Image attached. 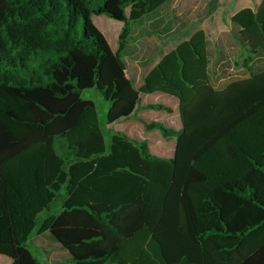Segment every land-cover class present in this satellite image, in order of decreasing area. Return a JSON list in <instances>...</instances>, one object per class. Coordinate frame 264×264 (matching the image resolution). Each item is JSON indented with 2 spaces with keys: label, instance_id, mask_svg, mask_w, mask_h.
Listing matches in <instances>:
<instances>
[{
  "label": "trees",
  "instance_id": "trees-1",
  "mask_svg": "<svg viewBox=\"0 0 264 264\" xmlns=\"http://www.w3.org/2000/svg\"><path fill=\"white\" fill-rule=\"evenodd\" d=\"M177 1L193 2L0 0V116L34 125L32 93L70 97V109L94 88L108 125L143 113L109 143L86 102L39 145L12 138L15 155L0 156V256L11 264H40L27 240L44 212L70 264H264V0L231 16L232 46L195 30L136 83L124 57L138 59L128 37L140 4ZM117 5L131 12L114 51L92 15Z\"/></svg>",
  "mask_w": 264,
  "mask_h": 264
},
{
  "label": "rangeland",
  "instance_id": "rangeland-1",
  "mask_svg": "<svg viewBox=\"0 0 264 264\" xmlns=\"http://www.w3.org/2000/svg\"><path fill=\"white\" fill-rule=\"evenodd\" d=\"M192 1L186 6H179V1H177L172 6L153 12L147 11L144 5L140 4L144 11L143 16L132 25L128 37V51L131 55L138 56V59L131 60L130 56L124 57L125 60L137 66L139 78L143 79L144 71L149 70L162 55L174 49L180 42L189 39L195 30L204 29L216 46H232L236 40L237 27L231 22V16L242 4L256 8L260 2V0ZM130 12L131 7L122 9L117 5L112 9L113 16L111 17L92 15L93 23L106 36L114 51L118 49L119 35ZM70 100V97L57 98L45 91L32 93L29 96V102L36 119L34 125L15 124L8 117L0 116V132L6 139L0 138V156L5 155L9 160L13 158L15 150L9 145L13 137L22 139L20 145L24 147L30 144H40L44 137L59 134L60 130L76 121V115L80 108L87 107L84 106V102L97 108L100 125L108 143L113 135L124 134L123 121L112 125L107 124L110 103L97 89L81 92L72 102L74 105L79 101L83 103L68 109ZM67 109V114L56 117L48 123L52 110L67 111ZM153 111L155 115L159 112L150 110V112ZM54 115L56 116V114ZM141 115L143 116L141 109H137L131 116L132 121L129 124L134 126L136 121L141 122ZM60 211L61 201H57L50 211V215L55 216ZM47 215L46 212L40 215L39 226L27 240V247L40 264H70L68 252L44 228L45 221L49 217ZM10 263V259L0 256V264Z\"/></svg>",
  "mask_w": 264,
  "mask_h": 264
},
{
  "label": "crops",
  "instance_id": "crops-1",
  "mask_svg": "<svg viewBox=\"0 0 264 264\" xmlns=\"http://www.w3.org/2000/svg\"><path fill=\"white\" fill-rule=\"evenodd\" d=\"M132 64H133V63H132ZM134 65H135V64H134ZM135 67H136V70H135V73H134V75H135V82H136V83H140V82L142 81V79L139 78V74H138V70H137V66H136V65H135ZM130 121H132V120L123 121V122H124V123H123V128H125L124 131L130 130L131 127H136V126H138L137 123H136L134 126L131 125V124H129ZM10 264H11V263H10Z\"/></svg>",
  "mask_w": 264,
  "mask_h": 264
}]
</instances>
